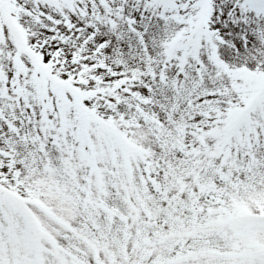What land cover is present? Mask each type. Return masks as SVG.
Returning <instances> with one entry per match:
<instances>
[{
	"label": "snow or ice",
	"instance_id": "6c2138e0",
	"mask_svg": "<svg viewBox=\"0 0 264 264\" xmlns=\"http://www.w3.org/2000/svg\"><path fill=\"white\" fill-rule=\"evenodd\" d=\"M0 264H264V0H0Z\"/></svg>",
	"mask_w": 264,
	"mask_h": 264
}]
</instances>
